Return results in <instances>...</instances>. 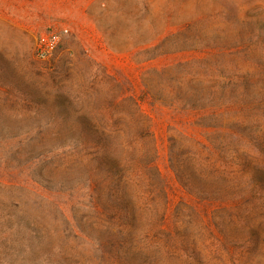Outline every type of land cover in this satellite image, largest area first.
Here are the masks:
<instances>
[{"label": "rangeland", "instance_id": "obj_1", "mask_svg": "<svg viewBox=\"0 0 264 264\" xmlns=\"http://www.w3.org/2000/svg\"><path fill=\"white\" fill-rule=\"evenodd\" d=\"M0 264H264V0H0Z\"/></svg>", "mask_w": 264, "mask_h": 264}, {"label": "built area", "instance_id": "obj_2", "mask_svg": "<svg viewBox=\"0 0 264 264\" xmlns=\"http://www.w3.org/2000/svg\"><path fill=\"white\" fill-rule=\"evenodd\" d=\"M68 33L69 30L64 28L48 36L41 37L36 47L37 58L44 62L53 60L61 49L64 38Z\"/></svg>", "mask_w": 264, "mask_h": 264}]
</instances>
